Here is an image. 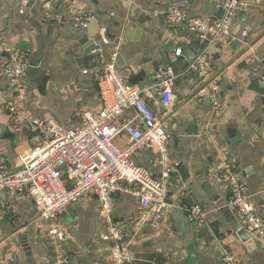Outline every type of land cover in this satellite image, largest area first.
I'll list each match as a JSON object with an SVG mask.
<instances>
[{"label": "crops", "instance_id": "0c3cea01", "mask_svg": "<svg viewBox=\"0 0 264 264\" xmlns=\"http://www.w3.org/2000/svg\"><path fill=\"white\" fill-rule=\"evenodd\" d=\"M181 1L189 17L212 20L221 0ZM248 4L245 22L237 17L232 21L233 32L247 29L246 41H215L208 49L211 73L201 83L193 72L185 75V64L186 58H196L203 44L185 25L172 26L147 14L171 6L168 0H57L48 3L49 10L39 0H0V160L11 170L17 168L19 156L31 146L30 120L53 118L71 128L81 111L98 108L95 82L82 72L98 68L99 51L91 54L96 57L92 69L79 67L75 60L83 57L80 42L87 32L72 25L76 16L91 14L99 25L94 42L102 46L104 59L118 53L134 76L145 71L146 78L134 86L143 89L154 84L153 64L182 74L174 84L171 106L154 107L166 121L167 148L176 166L167 208L159 225L144 228L130 239V264H219L224 252L238 264H264V243L254 239L242 243L233 231L234 224L240 223L236 211L230 209L222 216L202 190V183L208 182L219 199L228 201L229 189L217 182V174L223 162L229 163L264 221V0ZM127 23L136 25L131 41L122 34ZM115 43L116 48H108ZM6 50L28 65L27 101L19 108V116L4 107L15 98L2 77L9 65ZM119 72L127 80V69ZM208 82L218 87L220 111L215 115L210 99L197 96ZM130 117L128 112L117 123ZM197 121L198 135L184 136L186 126ZM115 143L120 149L126 147L123 137ZM133 160L157 174L155 152L142 150ZM178 168L187 172L186 181ZM94 197L84 195L69 206L70 212L50 223L39 219L30 198L0 192V264H54L59 254L64 264H111L112 249L101 239L107 224ZM186 200L190 204L183 205ZM110 205L112 223L131 238L139 212L137 199L115 193ZM193 207L205 212L202 223L187 220L186 213ZM51 229L61 238L51 235Z\"/></svg>", "mask_w": 264, "mask_h": 264}, {"label": "built area", "instance_id": "2783aa9c", "mask_svg": "<svg viewBox=\"0 0 264 264\" xmlns=\"http://www.w3.org/2000/svg\"><path fill=\"white\" fill-rule=\"evenodd\" d=\"M49 10L48 3L57 0H39ZM186 3L179 1L160 10H148L153 18H163L172 26L185 25L203 48L188 65L185 73H196L201 81H207L211 73L209 47L220 38L245 42L247 29L238 33L232 30V21L249 7L247 0H221L216 3L223 16L216 21L191 18L185 11ZM91 14L78 15L73 27L87 30ZM106 44V40H102ZM9 65L2 72L6 84L15 92V98L4 103L5 109L19 116V108L27 101L25 74L27 63L17 53L6 50ZM99 51V66L84 75H90L96 85L98 108L83 110L78 114L77 124L63 127L53 118L29 121L31 146L18 158V166L11 170L0 160V192L9 197L26 196L32 200L42 221L53 222L65 215L67 208L84 195L98 198L100 211L107 224L101 239L114 244L111 264H130L132 258L126 246L119 241L125 236L111 220V198L115 193L128 194L138 200V214L132 224V237L144 228L159 225L167 208L169 182L176 166L168 151L170 135L166 121L156 114L154 107H170L173 87L182 74L171 68H159L152 86L140 89L127 82L115 65V54L104 59ZM179 54V51H178ZM218 87L208 82L197 91V96L210 99L213 114L220 111ZM131 117L123 124L117 121L126 113ZM123 137L126 147L120 149L115 141ZM142 150L156 154L157 174L139 167L134 156ZM217 182L225 184L230 195L227 207L239 215L241 226L257 243H264V221L256 214L255 207L246 196L234 168L223 162L217 174ZM205 212L193 207L186 213L189 222L202 223ZM50 234L58 236L56 230ZM54 264H64L62 256L56 255ZM219 264H238L234 256L222 253Z\"/></svg>", "mask_w": 264, "mask_h": 264}, {"label": "water", "instance_id": "95a60500", "mask_svg": "<svg viewBox=\"0 0 264 264\" xmlns=\"http://www.w3.org/2000/svg\"><path fill=\"white\" fill-rule=\"evenodd\" d=\"M170 2L176 3L179 2L181 0H168ZM249 1V0H247ZM211 7V5H210ZM223 16V10H218L217 12H215V15L211 18L213 21H216L217 19H221ZM237 19H239L242 23L245 22L246 19V15L244 13H239L237 14ZM98 21L96 19H92L89 22V25L87 27L86 30V34L82 37V40L80 42L81 46L83 47V51H82V56L81 58H77L75 60V63L79 66V67H87L89 69H92L95 64H96V57L91 56L92 52L94 51H101L102 46L95 44L94 42V37L98 34ZM136 28V25L133 23H127L125 25V27L123 28L122 34H123V38H125L128 41L132 40V36H133V30ZM240 43V41H236L234 42V44L236 43ZM117 43V42H116ZM116 43L115 44H110L108 46V48L110 49H114L116 48ZM202 46L200 48H198L196 50V54L198 55L199 52L202 50ZM102 52V51H101ZM115 65L119 70L122 69H127V71L130 73L128 78H127V82L131 85H136L138 82L142 81L143 79L146 78V73L145 71H140L138 76H134L133 75V71L131 70V68L127 67L124 59L122 58V56L118 53L115 54ZM193 61V58H186V64H185V69L188 67V65ZM159 66L157 64H153V70L154 71H158ZM187 77L189 76V74H185ZM193 77H195L197 80L198 75L196 73H193ZM200 80V79H199ZM205 100L209 102V98L205 97ZM177 103V100H174V104ZM199 122H195L193 124H189L186 126V128L184 129V136L186 137H195L198 135L199 131H198V125ZM178 172L182 177L183 181H186L188 178V174L187 172H185L184 168H178ZM199 181V179H198ZM200 182V181H199ZM202 190L208 200V202H211L212 204H214L216 206V208H218L219 213L226 217V214L230 211V209L227 207V200L224 199H219V196L216 195L214 193L213 188L208 184V182H203L202 183ZM96 201H98L97 197H94ZM138 202V200H137ZM187 203L190 204L189 200H186L183 202V205H186ZM183 207V206H182ZM1 210V208H0ZM68 212H70V208H67ZM231 221H233V219L231 218ZM144 231V230H143ZM233 231L236 235V237L242 242L245 243L247 241H250L252 239L251 234L246 231L240 223H235L234 224V228ZM130 237L124 236L120 241L119 244L120 245H124L126 246L129 241H130ZM114 244H110L111 249L114 248Z\"/></svg>", "mask_w": 264, "mask_h": 264}, {"label": "rangeland", "instance_id": "374dc122", "mask_svg": "<svg viewBox=\"0 0 264 264\" xmlns=\"http://www.w3.org/2000/svg\"><path fill=\"white\" fill-rule=\"evenodd\" d=\"M201 83H204L203 81H200Z\"/></svg>", "mask_w": 264, "mask_h": 264}]
</instances>
